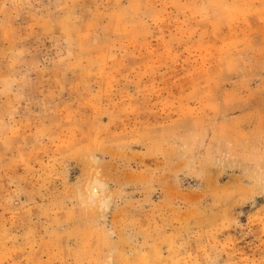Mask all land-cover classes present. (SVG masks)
I'll return each instance as SVG.
<instances>
[{"label":"rangeland","instance_id":"rangeland-1","mask_svg":"<svg viewBox=\"0 0 264 264\" xmlns=\"http://www.w3.org/2000/svg\"><path fill=\"white\" fill-rule=\"evenodd\" d=\"M0 264H264V0H0Z\"/></svg>","mask_w":264,"mask_h":264},{"label":"bare ground","instance_id":"bare-ground-1","mask_svg":"<svg viewBox=\"0 0 264 264\" xmlns=\"http://www.w3.org/2000/svg\"><path fill=\"white\" fill-rule=\"evenodd\" d=\"M92 193H93V195L97 194V189L95 187L92 188Z\"/></svg>","mask_w":264,"mask_h":264}]
</instances>
